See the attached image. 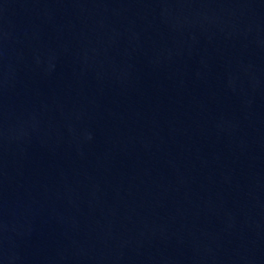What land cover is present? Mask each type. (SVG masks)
<instances>
[{"label":"water","instance_id":"1","mask_svg":"<svg viewBox=\"0 0 264 264\" xmlns=\"http://www.w3.org/2000/svg\"><path fill=\"white\" fill-rule=\"evenodd\" d=\"M0 264H264V0H0Z\"/></svg>","mask_w":264,"mask_h":264}]
</instances>
